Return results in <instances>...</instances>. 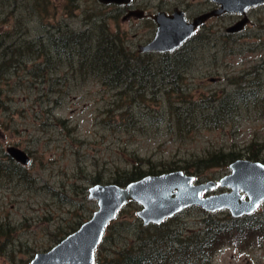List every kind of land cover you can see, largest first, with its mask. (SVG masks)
Returning a JSON list of instances; mask_svg holds the SVG:
<instances>
[{
    "label": "rangeland",
    "instance_id": "374dc122",
    "mask_svg": "<svg viewBox=\"0 0 264 264\" xmlns=\"http://www.w3.org/2000/svg\"><path fill=\"white\" fill-rule=\"evenodd\" d=\"M138 1L151 5L162 1L170 10L177 4L189 5L191 14L198 13L210 2ZM50 2L47 12L41 9L39 12L41 0L35 7H19L13 13L16 22L12 18L6 20L7 13L0 8V31L12 36L6 45L15 47L22 41L34 47L38 45L36 39L42 38L47 44V55L52 56L44 74L35 78L29 70L44 63L45 45L38 47L37 52L41 53L38 56L24 48L21 57L24 56L25 63L5 69L0 79V161L12 168L5 151L8 146H17L31 157L30 164L23 168L25 179L17 178L12 172L9 177L0 174V222L10 225L3 230L5 234L0 232V264H27L36 252L51 248L88 220L97 209L96 201L87 197L88 188L96 178H100L101 183H113L118 175L128 173L137 165L144 171L153 168L164 169V172L184 166L190 172L187 174H197V182L217 180L228 173V167L221 163V166L200 163L197 168L195 163L219 150L237 153L242 156L239 158H247L246 154L253 152L255 158L252 160L264 162V108L256 111L242 106L218 128L195 130L182 138L163 129L154 138L147 137L156 134L155 126L146 128V133L144 129L136 128L131 129L132 133L123 129L115 133L103 126L106 125L103 119H109L108 115L120 121L124 105L118 100L130 98V93L124 94L126 97L116 96L119 88L103 85L102 76L97 75L99 71L80 76L73 70L77 50L73 47L56 50L49 44L55 37L51 35L52 28L58 25L63 29L69 26L78 33L86 26L87 32L81 31L82 37L86 38L83 41L86 55L95 54L99 46L98 29L105 33L104 26L99 27L94 20L95 15L101 14L100 8H94V0ZM153 8L148 7V11L154 13ZM247 13L249 21L239 33L226 31L232 21L238 19L235 14L212 18L197 30L195 39L188 45L193 61L185 73L187 92L192 96H228L235 89L230 81L240 82L242 76L245 79L241 85L252 80L260 82V91L264 92V69L260 65L264 60V3L250 8ZM142 23L145 24L136 20L119 23L125 40L121 42L127 51L138 52L143 39L149 37V30L146 35L145 31L142 33ZM16 25L24 29L21 41H16ZM109 25L111 31L118 29L115 22L110 21ZM4 38L0 35V52L7 55L1 45ZM111 42V47L121 43L117 39ZM255 66L257 71L253 73ZM53 87H59V94ZM141 87L146 89L145 85ZM163 95V92L158 94L155 102L145 95L144 101L149 99L147 103L157 108V103H165ZM176 95L174 92L172 98ZM55 99L59 105L55 104ZM112 125L116 127L113 123L108 127L112 128ZM225 190L216 187L205 195ZM139 209L138 203L129 202L119 210L104 231L96 252L97 261L104 250L109 249L106 255L113 257L134 242L139 224H142L137 215ZM256 213L264 222V201ZM230 216L225 209L206 212L198 206H190L177 214L173 225L184 235L203 230L208 218L220 220ZM211 264H264V233L254 235L252 242L251 238H240L221 246Z\"/></svg>",
    "mask_w": 264,
    "mask_h": 264
},
{
    "label": "trees",
    "instance_id": "16d2710c",
    "mask_svg": "<svg viewBox=\"0 0 264 264\" xmlns=\"http://www.w3.org/2000/svg\"><path fill=\"white\" fill-rule=\"evenodd\" d=\"M98 33H101L99 29ZM51 35L55 37L49 44H52L55 47L54 49L59 50L61 47H73V50H77L76 39H79L81 33L68 28V30H61V33L59 32L55 35L51 33ZM48 37L50 38V35ZM10 39H12V36L7 34L1 42L7 55H3L0 52V79L3 78L5 69H14V67L25 63L23 62L25 60L24 56L21 57L24 53V48L30 54L35 53L38 56L41 54L37 52L40 45H45L42 52V54H46L45 61L44 63H39L40 65L37 64L36 69H30L29 73H32V77L35 78L43 75L52 57L47 55V44L43 42V39L37 38L36 42L38 45L34 47L22 41L16 44L15 47L6 45V42ZM96 40L99 46L95 54L86 55L84 43H82L83 46L81 45L80 50H77L78 58L76 67L73 70L74 72L78 71L80 76L95 74V71H99V73H96L102 76L101 81L103 85H108L114 89L119 88L116 96L122 95L126 97L124 94L130 93V98L126 100L120 98L118 100L121 102L120 104L124 105V113H121L122 118L120 121L111 119V115H108L109 119H103V123H106L103 126L115 133L120 129L128 131L127 133H132L133 130L131 129L135 128L141 131L144 129L146 133V128L155 126L156 130L154 132L156 134L147 135V137L154 138L163 129L169 131L177 138H182L184 135L195 130L218 128L242 106L253 108L256 111L264 108V92L260 91L262 84L260 82L255 83L252 80L246 85H241L242 80L245 79L244 76L241 77L240 82L230 81V84L234 85L235 89L230 95H224L222 98H215L214 95L194 97L190 92H187L185 73L187 69L191 68L193 61L191 51L188 48L192 38L175 51L158 54L154 57L149 56L151 55L149 53L127 51L121 40H119L121 43L118 47H111L109 42H100L98 38ZM83 41H86V38H83ZM94 41L95 39L92 40V42ZM14 56L17 57L13 58ZM92 63L93 65L90 67ZM88 66L89 68H86ZM256 71L257 66L254 67L253 73ZM141 85H145L146 89L141 87ZM57 88L59 87H53L52 89L57 91ZM158 89L163 92L166 100L165 103H157L158 107L153 108L147 103L149 99L144 101L145 95L155 102L156 96L162 94ZM174 92H177V95L175 98H172ZM54 102L59 105L58 99H55ZM135 117L141 118L136 119ZM111 120L113 121L111 122ZM111 123L116 125V127L112 125V128H109L108 126H111ZM6 155L8 154L6 153ZM238 156L240 155L237 153L219 150L205 159L198 160L195 165L199 168L200 163H207L213 166H221L223 164L222 166H226L227 168L230 162L239 158ZM8 157L10 160L9 165L12 168L9 169L7 164L0 161V174L8 175L12 172L11 174L14 173L17 178L25 179L24 166L15 162L9 155ZM245 157H247L246 159H254L255 154L249 152ZM174 169H181L186 173H190L184 166H177ZM164 171V169L155 170L153 168L144 171L137 165H134L131 171L118 175L112 182L124 186L142 176ZM196 172H198V169ZM193 175L198 178L196 173L193 172ZM101 182L100 178H96L93 183ZM176 217L177 215H173V217L166 219L160 224H139L140 229L136 233L134 242L129 247L123 249L113 257L106 255L110 251L106 249L97 263L211 264L215 252L221 246L232 244L233 240H239L240 238H251L252 242L254 235L259 236L264 233L263 217L259 216V213H256V211L252 214L236 218L231 216L220 220L208 218L205 221L206 227L203 230L199 232L190 231L184 235H181L179 230L176 231L173 225V220ZM7 226L10 227L9 223L0 222V232L5 234L3 230H6Z\"/></svg>",
    "mask_w": 264,
    "mask_h": 264
},
{
    "label": "water",
    "instance_id": "95a60500",
    "mask_svg": "<svg viewBox=\"0 0 264 264\" xmlns=\"http://www.w3.org/2000/svg\"><path fill=\"white\" fill-rule=\"evenodd\" d=\"M104 3H125L128 0H100ZM219 7L196 16L187 22L183 12H159L154 38L140 46L139 51L170 52L192 36L197 26L211 16L223 13H241L243 17L226 28L227 32L241 31L248 22L246 11L264 3V0H213ZM7 154L22 165L30 163L25 150L8 146ZM215 186L228 191L202 195ZM87 197L96 200L97 209L78 229L50 249L38 252L29 264H94L95 250L102 240L107 225L128 201L140 205L137 211L143 225L160 224L188 206H199L208 212L226 209L232 217L249 215L264 200V163L238 158L229 163V172L217 181L195 182L193 175L182 170L146 175L125 186L115 183L95 184L88 188Z\"/></svg>",
    "mask_w": 264,
    "mask_h": 264
},
{
    "label": "flooded vegetation",
    "instance_id": "af4514ba",
    "mask_svg": "<svg viewBox=\"0 0 264 264\" xmlns=\"http://www.w3.org/2000/svg\"><path fill=\"white\" fill-rule=\"evenodd\" d=\"M24 1H25V3H24ZM37 1L38 0H0V8H1V10H3L2 11L3 13L4 12L7 13V16L5 18L6 20H8L9 18H12L16 22V16L13 15V13L16 10H18L19 7H21L23 5H25L26 7H35V3ZM41 1L43 4H41V6L38 5L39 12H40V9L44 12H47L48 6H49V4H51L50 0H41ZM94 1H95V3L93 2L94 8H100V13H101L100 15H95L94 20L96 21L97 24L103 25L105 28V33H98V39L100 42H109L111 45H113L111 41L116 40V39L121 40V41H125L124 38L122 37V32H120V30H119V23H121V21L127 22V23H130L133 20L145 22V24L144 23L141 24V26H142L141 31H142V33L145 31L144 34L146 35L148 30H149L148 33L150 35H149V37L143 39L142 45H144V44L150 42L154 38V35L156 32V23L153 20V17L158 12H165L166 14H171L175 9H178V10L183 12V16L187 20V22H190L196 16L202 14L203 12H206L209 10H214V9L219 7V5L215 1L208 0L210 2L207 5H205L198 13L191 14L188 12L189 5L186 7V5L177 4L173 7L172 10H170L168 5L167 6L163 5L164 3L162 1H159L158 4L152 3V5L146 4V3H141L138 0H128L127 2L121 3V4L104 3V2H101L100 0H94ZM148 7H150V9H152L154 7L153 8L154 13L149 12ZM226 14H228V15L229 14H235L237 16L238 19L235 21H232L233 22V23L231 22L232 24H234L236 21H238L242 16V14H240V13H224V14H221L219 16L210 17L204 23H202L201 25H199L197 27V29H196L193 37H192V40L195 39L197 30L200 29L203 25H205L208 20H210L212 18L220 19V17H222ZM246 14H248V13L246 12ZM110 21L115 22L116 26L118 27L117 30L115 29L114 31H111L110 25H109ZM87 22L90 23L91 21H87ZM68 28L70 30H73L69 26L68 27L65 26V30H68ZM52 30L53 31H51V33L58 34L59 32L61 33V30H63V27L58 25V27H56V28L54 27V28H52ZM82 30L84 32H87L86 26L83 28H80L79 32L81 33ZM14 33L16 36V41H21L23 38L22 36L24 34L23 27H21L20 25H16ZM0 35L5 36L7 34L0 31ZM82 40H83V37L81 35L79 36V39H76L77 50H80V47L83 43ZM146 53L165 54V53H158V52H154V51H146ZM263 64H264V60L260 64L261 67L264 69ZM30 260H31V258L28 260L27 264L30 262Z\"/></svg>",
    "mask_w": 264,
    "mask_h": 264
}]
</instances>
